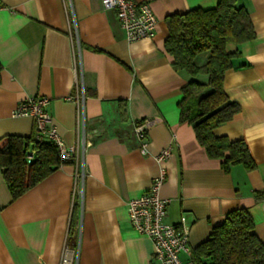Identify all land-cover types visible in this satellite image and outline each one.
I'll return each mask as SVG.
<instances>
[{
  "label": "crops",
  "instance_id": "crops-1",
  "mask_svg": "<svg viewBox=\"0 0 264 264\" xmlns=\"http://www.w3.org/2000/svg\"><path fill=\"white\" fill-rule=\"evenodd\" d=\"M134 1L155 13L154 38L128 41L101 0H72V10L66 0H0V137L31 136L33 118L14 112L20 101L42 95L64 143L78 146L79 97L85 143L76 164H62L16 199L0 169V264H62L65 249L67 264H159L152 241L130 224L127 203L147 190L161 166L163 223L183 216L190 250L235 208L248 211L264 242V0H239L255 35L226 44L233 56L223 87L241 109L214 131L245 141L251 170L224 169L179 120L187 77L164 47L166 16L219 0ZM142 119L153 121L148 154L133 132ZM166 148L170 155L157 161ZM190 255L179 257L189 262Z\"/></svg>",
  "mask_w": 264,
  "mask_h": 264
},
{
  "label": "trees",
  "instance_id": "trees-1",
  "mask_svg": "<svg viewBox=\"0 0 264 264\" xmlns=\"http://www.w3.org/2000/svg\"><path fill=\"white\" fill-rule=\"evenodd\" d=\"M165 23L168 35L164 47L174 59L175 70L187 77L178 103L179 120L193 127L208 156L221 159L224 169L234 164L253 169L255 163L243 139L214 133L241 109L224 91V74L233 56L225 46L254 37L247 9L239 0H219L213 8L169 14ZM1 70L0 64V81ZM65 163L70 162L61 159L55 144L36 140L34 133L0 137V169L12 199ZM71 223L74 227L76 222L72 219ZM253 227L246 209L230 210L212 227L208 238L191 250V264H264V242Z\"/></svg>",
  "mask_w": 264,
  "mask_h": 264
},
{
  "label": "built area",
  "instance_id": "built-area-1",
  "mask_svg": "<svg viewBox=\"0 0 264 264\" xmlns=\"http://www.w3.org/2000/svg\"><path fill=\"white\" fill-rule=\"evenodd\" d=\"M66 1L72 10V0ZM101 3L104 9L111 10L115 14L121 28L126 33L128 41L155 37L157 18L149 3L136 2L134 0H101ZM77 103L82 124V135L78 146H68L60 137L53 117L47 109L49 104L47 96H30L20 101L14 113L16 115L31 116L34 120L35 139L51 141L57 147L63 161L75 162L76 164L79 151H83L85 144L83 99L81 98L80 100L78 97ZM152 122L149 119H142L133 125L134 136L142 154H148L146 130ZM169 155L170 148H166L157 155L156 160L161 162ZM28 157H32L31 152H28ZM165 175L166 170L161 166L158 175L152 179L147 190L138 197L129 200L127 203L129 221L135 231L152 241L153 250L151 255L159 264H191V261L183 262L179 257L182 251L191 254V250L187 245L188 229L184 225L185 218L181 216L178 224L163 223L167 200L160 195V190ZM61 262L62 264L70 263L66 255V249Z\"/></svg>",
  "mask_w": 264,
  "mask_h": 264
}]
</instances>
